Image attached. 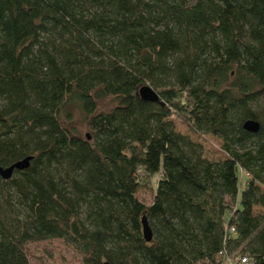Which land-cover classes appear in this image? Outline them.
Here are the masks:
<instances>
[{"label":"trees","instance_id":"trees-1","mask_svg":"<svg viewBox=\"0 0 264 264\" xmlns=\"http://www.w3.org/2000/svg\"><path fill=\"white\" fill-rule=\"evenodd\" d=\"M26 156L0 175V264L50 238L83 264H264V0H0V166Z\"/></svg>","mask_w":264,"mask_h":264},{"label":"rangeland","instance_id":"rangeland-1","mask_svg":"<svg viewBox=\"0 0 264 264\" xmlns=\"http://www.w3.org/2000/svg\"><path fill=\"white\" fill-rule=\"evenodd\" d=\"M111 98H103L98 101V106L101 109H106L110 106ZM66 112L67 115H66ZM66 112L62 113L63 122L72 126L79 134H89V128L82 112L73 104H68ZM176 129L187 133L190 137L199 142L203 147L204 155L209 159H218L224 157L220 144L221 139L212 134H203L190 132L187 125L180 120L173 119ZM244 179V175H243ZM138 198L148 204L151 200L152 190L148 184L139 187L137 191ZM256 211L264 213V207L256 206ZM25 251L31 264H83L81 256L61 238H50L41 241L28 242L25 245ZM236 260L225 255L221 264H234Z\"/></svg>","mask_w":264,"mask_h":264},{"label":"water","instance_id":"water-1","mask_svg":"<svg viewBox=\"0 0 264 264\" xmlns=\"http://www.w3.org/2000/svg\"><path fill=\"white\" fill-rule=\"evenodd\" d=\"M138 94L144 100L156 101L158 99V94L148 84L141 85L138 89ZM243 127L248 131H257V129L259 128V122L254 119H246L243 122ZM30 158L31 156H26L18 161L13 162L12 164L6 167L0 166V175L3 178H9L14 169H22V168L27 167L29 164ZM141 223H142L144 236L147 239H150L151 237L150 229L144 217H142ZM105 264H109V263H105Z\"/></svg>","mask_w":264,"mask_h":264},{"label":"built area","instance_id":"built-area-1","mask_svg":"<svg viewBox=\"0 0 264 264\" xmlns=\"http://www.w3.org/2000/svg\"><path fill=\"white\" fill-rule=\"evenodd\" d=\"M230 231H233V228L232 227L230 228ZM246 263H247L246 257H240L238 264H246Z\"/></svg>","mask_w":264,"mask_h":264}]
</instances>
